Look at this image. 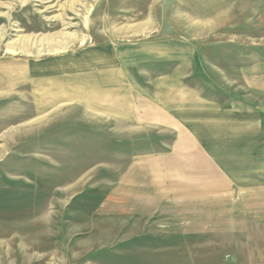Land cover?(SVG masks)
I'll return each mask as SVG.
<instances>
[{"label":"rangeland","instance_id":"1","mask_svg":"<svg viewBox=\"0 0 264 264\" xmlns=\"http://www.w3.org/2000/svg\"><path fill=\"white\" fill-rule=\"evenodd\" d=\"M125 50L150 58L138 63L150 75L128 67L145 91L187 58L185 80L199 91L264 114V0H0V264H264V238L240 252L245 242L231 236L264 230V212L239 204L257 190L219 194L231 209L220 235L210 222L195 229L178 195L154 196L160 179L183 177L148 169L144 182L130 179L144 162L167 167L171 157L155 154L169 153L167 140L121 132L83 103L118 111L115 94L60 76L78 58ZM72 89L83 101L61 102Z\"/></svg>","mask_w":264,"mask_h":264},{"label":"crops","instance_id":"2","mask_svg":"<svg viewBox=\"0 0 264 264\" xmlns=\"http://www.w3.org/2000/svg\"><path fill=\"white\" fill-rule=\"evenodd\" d=\"M161 52L164 55L163 60L173 61L170 49ZM113 53L98 51L89 57L78 58L65 69L66 74L60 76L90 79L95 85L87 92L88 94H98L101 91L115 94L117 100H110L121 104L118 111L93 109L82 100L84 95L78 93L79 96H76L77 92H80L79 89L76 93L73 91L75 89L66 91L63 89L62 94L57 96H63L61 102L69 98L82 100L88 110L110 118L109 124L111 121L118 124L121 132H128L130 128L135 133L152 134V140L166 139L167 143L163 142L160 145L163 149L166 147L169 153L155 154L159 157H171L167 167L161 159L158 162H144L136 166V176H131L130 179L134 182H144L146 179L144 175L150 172L148 169L160 172L166 170L183 177L184 179L180 181L170 183L163 178L160 179L158 186L154 187L158 189V194L154 196L158 200H163L165 197L178 195V199L181 200L174 198L173 204L183 206L184 220L193 221L197 230L198 226L201 228L210 222L214 228L209 232L220 235L219 231H223L222 227L225 224L223 216L225 212H231V209L227 208L226 200L219 194L244 192V195L248 190H257L255 193L257 195L264 190V123L262 124V121L257 123L256 120L264 118V114H257L251 101H237L232 95L229 100L231 102H227L226 105L220 99H210L207 91H199L190 80H185L187 72L185 68L190 62L187 58H180V64L171 70L172 72L158 73L151 89L145 91L132 83L128 76V67L132 65L134 70H139L138 63L150 58L126 50ZM85 64L87 67L83 68ZM142 72L148 75L152 73ZM201 72L206 76V82L210 79L215 83L211 78L213 76L206 70L202 69ZM205 85L208 90V85ZM140 172L143 174L142 177L139 175ZM256 195L242 197L239 204L256 215H262L264 200H258L259 197ZM142 204L145 210L154 205L153 202L147 201L140 203ZM189 215L193 217L189 218ZM236 231L231 233V236L237 238L239 243L245 242L240 245L247 248L238 250L240 252H251L253 242L250 237L264 238L263 229ZM259 240L264 244V239Z\"/></svg>","mask_w":264,"mask_h":264},{"label":"bare ground","instance_id":"3","mask_svg":"<svg viewBox=\"0 0 264 264\" xmlns=\"http://www.w3.org/2000/svg\"><path fill=\"white\" fill-rule=\"evenodd\" d=\"M25 39V38H24Z\"/></svg>","mask_w":264,"mask_h":264}]
</instances>
